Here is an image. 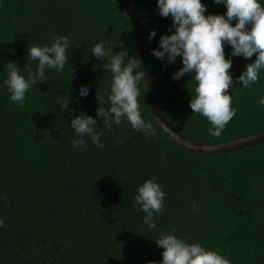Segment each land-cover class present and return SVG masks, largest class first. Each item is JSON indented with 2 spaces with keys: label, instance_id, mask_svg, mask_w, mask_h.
Returning <instances> with one entry per match:
<instances>
[{
  "label": "trees",
  "instance_id": "1",
  "mask_svg": "<svg viewBox=\"0 0 264 264\" xmlns=\"http://www.w3.org/2000/svg\"><path fill=\"white\" fill-rule=\"evenodd\" d=\"M126 1L145 32L160 109L182 136L220 145L264 133L258 103L264 72L251 88L237 82L228 90L237 114L219 138L211 137L207 119L189 106L195 81L188 74L172 79L180 59L165 66L152 55L161 36L171 34V17L159 15L157 0ZM202 3L206 15L227 11L213 0ZM153 30L157 35L149 41ZM61 35L72 41L64 72L47 70L23 107L12 103L3 87L7 63L16 62L26 74L36 67L27 60L28 47L50 45ZM102 41L114 53L123 45L141 62L134 27L112 0H0V264H159L163 249L155 239L161 230H175L230 264H264V143L222 154L186 150L156 122L141 82L140 110L155 135L133 130L126 120L110 132L97 119L105 147L85 138L83 151L72 148L71 119L81 111L96 118L98 107H109L108 61L91 55ZM230 51L226 46V58ZM255 59L233 58V79ZM81 85L91 86L86 99L79 96ZM58 96L71 98V114L61 113ZM152 178L166 192V207L149 230L134 196Z\"/></svg>",
  "mask_w": 264,
  "mask_h": 264
},
{
  "label": "clouds",
  "instance_id": "2",
  "mask_svg": "<svg viewBox=\"0 0 264 264\" xmlns=\"http://www.w3.org/2000/svg\"><path fill=\"white\" fill-rule=\"evenodd\" d=\"M223 5L227 11L223 15L207 14L208 9L202 0H157V10L162 18L171 17V34L163 35L159 49L152 55L171 65L179 58L182 67L173 73V80H180L188 74L195 81L194 95H191L190 108L195 115L207 119L210 124L208 134L219 138L238 109L233 106V96L228 93L234 83L242 82L244 89L258 84L264 72V0H213ZM233 21H236L233 26ZM174 30V31H173ZM157 35L153 30L147 39L151 41ZM72 41L68 36H54L50 45L31 46L27 49V60L36 62V67H29L26 74L16 62H8L3 87L9 93L8 99L23 107L27 94L37 82L46 81L49 69L63 73L69 61L68 50ZM231 51L227 58L225 47ZM121 51L113 52V47H106V41L96 43L91 55L97 60L106 58L105 71L112 74L110 89L105 92L109 107H98L97 117L85 115L84 111L71 119L70 128L74 138L72 148L83 151L86 140L99 148L105 145L101 141L102 132L97 131V119L107 131H115L126 120L135 131L145 135H155V129L147 122L140 110V84L146 85L145 73L141 71V62L120 45ZM254 62L246 65L242 73L233 79L230 69L233 58L243 57ZM137 60L139 63H137ZM91 93L90 85H81L79 96L86 99ZM98 93V92H97ZM96 98L103 102L104 97ZM71 98L58 96L56 105L61 113L74 111L69 109ZM264 107V96L258 101ZM166 192L155 178L145 180L137 187L134 206L144 214L142 223L149 230L157 228L155 218L165 210ZM4 220L0 218V228ZM155 242L162 248V260L159 264H230L225 256L217 251L208 250L200 243H189L175 233L161 230ZM155 264V262H150Z\"/></svg>",
  "mask_w": 264,
  "mask_h": 264
},
{
  "label": "water",
  "instance_id": "3",
  "mask_svg": "<svg viewBox=\"0 0 264 264\" xmlns=\"http://www.w3.org/2000/svg\"><path fill=\"white\" fill-rule=\"evenodd\" d=\"M116 4H118L124 13L129 18L130 22L132 23L137 40L139 43V50H140V59L142 65V71L145 73V80L147 89L149 92V103L151 106L152 114L159 124V126L163 129V131L170 135L172 140L176 142L178 145L183 147L186 150H189L194 153H207V154H222V153H230L234 151H239L245 148L254 147L264 143V133L251 136L248 138H243L237 141H232L220 145H204L192 142L182 136L165 118L164 114L162 113L159 105L158 95L154 86V81L152 77V70L150 65L149 59V52H148V44L145 36L144 29L142 27L141 21L129 5L126 0H112Z\"/></svg>",
  "mask_w": 264,
  "mask_h": 264
}]
</instances>
